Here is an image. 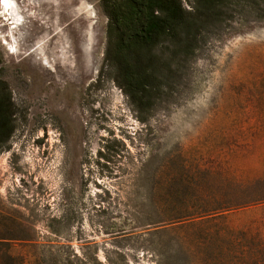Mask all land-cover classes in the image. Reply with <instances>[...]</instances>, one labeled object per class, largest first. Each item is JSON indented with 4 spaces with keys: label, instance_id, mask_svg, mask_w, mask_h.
<instances>
[{
    "label": "rangeland",
    "instance_id": "obj_1",
    "mask_svg": "<svg viewBox=\"0 0 264 264\" xmlns=\"http://www.w3.org/2000/svg\"><path fill=\"white\" fill-rule=\"evenodd\" d=\"M108 22L103 0H0V264H202L193 214L228 192L256 205L215 224L261 214L264 5L234 0L143 108L106 60Z\"/></svg>",
    "mask_w": 264,
    "mask_h": 264
},
{
    "label": "trees",
    "instance_id": "obj_2",
    "mask_svg": "<svg viewBox=\"0 0 264 264\" xmlns=\"http://www.w3.org/2000/svg\"><path fill=\"white\" fill-rule=\"evenodd\" d=\"M233 1L194 0L193 8L186 10L182 0H103L110 37L106 60L116 66L118 82L139 108L159 87L174 82L176 69L198 46L197 35L226 19ZM250 1L264 5V0ZM11 106L0 96V141L14 129ZM240 193L245 195L243 189ZM229 195L190 217L193 222L205 217L208 224V251L202 264H264V204L248 228L215 224L228 211L256 205L234 203Z\"/></svg>",
    "mask_w": 264,
    "mask_h": 264
},
{
    "label": "bare ground",
    "instance_id": "obj_3",
    "mask_svg": "<svg viewBox=\"0 0 264 264\" xmlns=\"http://www.w3.org/2000/svg\"><path fill=\"white\" fill-rule=\"evenodd\" d=\"M2 5L4 6V8L6 9V10H9V5H10V0H2ZM5 11V10H4ZM53 65V64H52ZM54 66V65H53ZM76 83H73L72 85L74 86ZM66 89V87H63L62 88V92L64 91ZM65 108V107H64ZM74 107H72L69 111H68V114H69V119H71V120H77V118H74V117H72V115L70 114V113H72L73 111H74Z\"/></svg>",
    "mask_w": 264,
    "mask_h": 264
}]
</instances>
